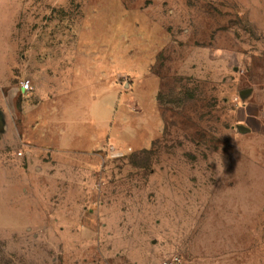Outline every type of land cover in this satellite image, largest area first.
<instances>
[{
	"label": "rangeland",
	"instance_id": "rangeland-1",
	"mask_svg": "<svg viewBox=\"0 0 264 264\" xmlns=\"http://www.w3.org/2000/svg\"><path fill=\"white\" fill-rule=\"evenodd\" d=\"M260 1L0 0V98L3 89L45 100L29 112L16 103L30 135L49 104H60L62 122L72 101L85 146L97 134L116 137L60 161L59 189L69 194L53 205L85 225H58L51 251L4 240L22 226L24 201L8 198L0 168V264H165L175 256L180 264H264ZM83 22L96 26L87 31ZM39 47L54 52L53 89L35 66L48 58L31 51ZM68 51L87 52L89 82L70 70L69 87L62 84ZM113 51L121 63L114 55L108 67ZM97 62L104 71L93 70ZM26 80L29 95L20 92ZM8 151L19 164L18 149Z\"/></svg>",
	"mask_w": 264,
	"mask_h": 264
},
{
	"label": "crops",
	"instance_id": "crops-1",
	"mask_svg": "<svg viewBox=\"0 0 264 264\" xmlns=\"http://www.w3.org/2000/svg\"><path fill=\"white\" fill-rule=\"evenodd\" d=\"M112 6H114V4ZM259 6L261 7H259L260 12L264 15V0L260 1ZM262 22V26L264 27V21ZM90 26L93 28V26L95 27L96 25H89V23L85 24V22L82 23V28L84 30H92ZM262 32L264 33V28L262 29ZM31 51L48 56L47 60L43 59V61H38L35 63V66L40 67V71L43 74L40 73L39 75L41 78H44L46 87L53 89L58 86L56 85L58 78H54L51 72L53 67H55V64H53L54 62L51 61L53 60L51 56L54 55L53 50L46 47H39L32 49ZM91 51H94L96 56L104 55L103 50L92 48ZM84 55H87V52H85V54H83V52H67L65 61L66 64L64 68V83H62L65 87H69L68 83L70 80V70L72 71V78L74 74H79L87 78L86 81L89 82L90 78L88 72L90 68L89 63L86 60L87 57ZM108 55L110 56L106 60L108 62V67L111 61L112 63L113 61L115 62L114 55L118 57L121 63L120 52L117 53L116 51H113L112 53H108ZM112 55L113 57H111ZM100 64L101 63L98 64V62L96 63V66L93 68L95 72H98V70L104 71L105 67L103 64ZM95 76L97 75H94L93 77ZM75 77L78 78V75ZM89 84L93 85L94 83L91 82ZM52 89L48 92L49 100L47 103L55 101L50 97L51 93L53 94V92H56V90ZM20 92L23 95L30 94L24 93L21 89ZM251 94L252 93H250L248 97H245L246 100L251 98ZM19 97H17V94H5L2 89V95L0 98V168L8 170L5 173L4 182L2 183L3 187L7 190V196H9L8 198L16 200V198L21 197L24 201V203L21 204L23 206L21 208L17 206L14 200H11V203L16 204L17 206V211H19V214L17 215L20 217L23 215L24 222L22 223V226L12 233L10 236L11 239L2 238L7 242L15 239L14 242H16L17 248L21 251L25 247H28L31 242L34 246L41 247L44 246L45 243L51 251V247L52 249H55L56 245V243L51 240V236H55L58 225H62L60 227H68L71 230L83 228L85 225L84 221L80 217H75L74 212L72 213L71 209H68L67 207H60L58 209L55 205H53V200H56L58 194L60 195L59 198L67 197V194H69V192L59 189L63 182V174H61L62 171H59V168L62 166L60 161L62 159H66L74 152L102 151L105 149L107 141H113L116 137L111 131L107 137L99 140V136L97 134L94 135L95 137L94 139L92 137V139L98 140L99 142L97 141L94 145L89 143L88 146H85L83 144V133H81L79 129L74 128L72 124L74 118V115L71 113L72 101L68 102V104L64 106L66 112L62 122L58 121L60 120V115H57V113L61 110L60 104L57 102L49 104L51 109L48 107V119H46L43 114L40 115L38 117L39 122L38 124L35 123L36 126L34 125L32 128L33 134L30 135V132L27 131L24 126L23 117L21 118L22 121L19 120V108L16 103L20 102L22 109H24L25 112H29L32 109V105L34 110H39L40 107L43 106L45 100L42 97L39 98L38 94H34L32 97L28 96L27 98H25V96ZM261 101L263 103H259L264 104V94ZM244 107L246 116L254 117V115L250 112V102H246ZM260 112L263 113L264 110ZM114 141L116 142V140ZM8 149H18V152H24V158L19 159V164L12 165L14 162H10L11 156ZM28 237H32V240ZM14 242L12 246L15 245ZM19 249H17V251H19ZM49 259L50 256L47 258L48 262ZM44 261H46L45 256H42L41 262ZM55 261L56 259L53 258L52 263H55Z\"/></svg>",
	"mask_w": 264,
	"mask_h": 264
},
{
	"label": "built area",
	"instance_id": "built-area-1",
	"mask_svg": "<svg viewBox=\"0 0 264 264\" xmlns=\"http://www.w3.org/2000/svg\"><path fill=\"white\" fill-rule=\"evenodd\" d=\"M20 89L24 93H30L31 89H32L31 81L30 80L22 81L20 83ZM17 157L23 158L24 157V152L23 151L18 152L17 153ZM180 263H181V259L178 256H175V257H173L170 260L165 262V264H180Z\"/></svg>",
	"mask_w": 264,
	"mask_h": 264
},
{
	"label": "water",
	"instance_id": "water-1",
	"mask_svg": "<svg viewBox=\"0 0 264 264\" xmlns=\"http://www.w3.org/2000/svg\"><path fill=\"white\" fill-rule=\"evenodd\" d=\"M239 131L243 134L250 133V130L244 126H239Z\"/></svg>",
	"mask_w": 264,
	"mask_h": 264
}]
</instances>
